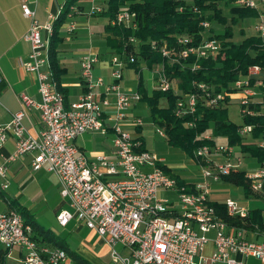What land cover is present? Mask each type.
Here are the masks:
<instances>
[{"label": "built area", "instance_id": "obj_1", "mask_svg": "<svg viewBox=\"0 0 264 264\" xmlns=\"http://www.w3.org/2000/svg\"><path fill=\"white\" fill-rule=\"evenodd\" d=\"M240 6L259 7L264 0H235ZM92 11H101L103 6L93 5ZM68 14L80 7L74 1ZM23 13L31 19L25 33L31 50L22 60L23 67L38 75L41 99H34L28 92L20 94L22 108L13 112L8 122L0 123V141L4 142L10 133L16 136V147L10 159L18 158L27 151H35L33 167L46 166L58 173L61 194L69 207L57 213L59 223L67 225L71 218L86 222L87 226L100 232L111 245L110 253L114 262L121 264H249L243 256L258 257L264 264V241L246 236L245 227H231L219 215L217 206L211 201V184L224 176L241 169L242 156L235 155L236 147L230 143L200 144L195 152L201 162V180L191 184H180L178 176L163 167L164 156L150 149H141V139H137L125 128L129 120V110L134 101L141 100L139 90H127L122 85L123 68L128 60L116 52L111 61L113 80L96 75L93 66L99 60L97 54L85 52L81 56V73L87 89L80 94L78 101L66 104L65 96L51 65L50 38H45L43 29L52 33L53 21L42 24L36 16V8L29 0H22ZM264 15V13H263ZM135 13L129 8L118 11L109 18L110 23L136 25ZM50 18L55 19L50 13ZM209 27L210 21H203ZM77 20L69 22L68 32H74ZM255 27L264 39V18L255 21ZM131 39L135 40L133 36ZM186 40L181 37L180 41ZM221 41L203 33L200 44L184 46L180 56L197 54L208 57L220 52ZM166 55L170 49L163 47ZM127 56V54L125 55ZM130 60H136L133 53ZM175 57L174 59H176ZM198 63L194 64V68ZM264 65L250 64L248 76L238 78L236 86L241 91L242 112L252 113L249 107L254 96L259 94L258 86L264 85ZM0 72V81L3 80ZM252 78L256 82L252 81ZM157 86L168 89L173 85L163 70L156 79ZM203 90L208 88L201 82ZM175 93L180 90L176 87ZM196 92L181 96L176 103L178 115L195 112L198 95ZM114 95V98H111ZM206 104L220 105L225 100V92L207 91ZM256 102V101H255ZM31 106L41 108V118L45 125L34 136L24 123L26 109ZM112 107V110H109ZM131 122L141 124V117H132ZM193 123V122H191ZM254 124L242 123V134H250ZM112 129L116 158L100 153L91 159L79 150L75 138L81 132ZM160 131L165 134L163 128ZM212 138L211 133L205 134ZM264 146V141L259 142ZM215 154H225L219 160ZM149 166V167H147ZM6 165H0V175L6 174ZM251 186L264 193V162L253 170H246ZM7 187L8 183L2 184ZM161 188L176 190L177 197L161 195ZM228 213L248 217L250 209L239 200L226 199ZM214 241V249L206 253V244ZM0 242L8 248L20 246L23 249L21 264H69V253L60 246L35 237L31 222H26L18 208L0 211ZM118 243L125 245L120 251Z\"/></svg>", "mask_w": 264, "mask_h": 264}, {"label": "crops", "instance_id": "obj_2", "mask_svg": "<svg viewBox=\"0 0 264 264\" xmlns=\"http://www.w3.org/2000/svg\"><path fill=\"white\" fill-rule=\"evenodd\" d=\"M108 1L109 0H77L75 2L80 8L75 10V12L73 11L71 15L67 14L70 22L77 20V27L74 32H68L66 28L68 35L64 34L60 44L58 43L56 59L58 61L57 64L62 69L59 87H61L66 103L69 105L78 101L80 94L84 93L87 89L81 73V56L83 53L92 51L97 54L99 60L96 61L93 66L94 73L96 75L104 76L108 81L113 80L111 75V61H113V55L118 51L116 49L117 46L115 47L108 42V37H116L117 33L107 27L110 17L105 13L104 9L107 8ZM29 3L31 7L36 8V16L39 21H41L42 24H45L48 23V20L50 19L53 23L55 22L54 20L60 14L61 9L64 8L66 0H29ZM88 4L91 5V7L88 6ZM95 4L103 6L101 11H92V8L94 7L93 5ZM23 10L22 0H0V72L4 77L3 82L0 83V123H5L11 120L13 112L22 108L23 102H21L20 97L22 92H28V94L37 101L38 99H41L38 75L33 71H28L22 65V60L28 57V54L32 49L30 42L25 35L32 22L31 19L23 13ZM50 13L54 14L55 19L50 18ZM262 17L264 18L263 14L260 18ZM256 20L248 18V21L244 22L245 26L246 23L247 25L252 23V27H255ZM229 23H231V17L229 18ZM254 29L257 31V28ZM43 35H45V38H50L51 45L53 31L50 33L47 29H43ZM141 64L142 72L139 74V77H137L133 71H130L131 68L136 69L133 65H126L123 68L124 74L121 83H124L123 85H125V89L127 90L135 89L140 91L141 88H145L148 94H152L153 90L158 87L156 79L160 72V66L149 68L145 62ZM145 69L152 71L147 75L149 82L145 80ZM262 75L264 76V72ZM258 89L259 94L254 96V99L256 102H262L264 101V85L258 86ZM241 95V91L238 90L234 97L238 96L240 99ZM114 97L115 96L112 95L111 98ZM234 97L230 100L231 102ZM146 107H148V110L150 111V117L153 121L152 124L156 125L157 122L151 115L152 112L150 110L149 102L147 98H145L134 101L129 110V120L125 123V128L129 130L133 136L142 137L140 138L141 142L144 143L146 148L150 149L147 144L148 137L145 132L146 124H135L131 122L132 117L134 116L142 118ZM112 109V107H109V110ZM25 115L24 123L30 129V133L37 136L40 129L45 127L41 118V108L39 106H31L26 109ZM160 128L162 127L160 126ZM161 134L165 137V134ZM165 138V143H161L160 141V143L154 144L156 149L150 150L156 152L159 156H164L165 159L162 162L167 165V168H169L168 172L173 175L175 174L186 183L189 182L193 184L201 180V178L204 177L201 172V162L191 155V160L188 162L191 164H175L174 161L176 160V156L182 157L184 156V153L186 154L188 152L184 149V152H181L180 147L176 146V144L169 143L167 137ZM254 139L256 138L252 133L247 134L245 137V140L248 142L253 141ZM75 140L79 150L83 151L88 158L93 159L96 154L100 153H108L110 157L116 158L114 133L110 128L105 133L96 129L81 132ZM226 142L227 141L225 140L218 143ZM16 144V136L13 133H10L4 142L0 141V165L4 163L7 169L5 175H0V211L10 210V208H12L10 199H17L19 203L23 204L26 209L29 210V213L39 221L40 224L50 229L53 234H56L62 240L63 243L67 244V246L76 250L81 255L87 256L88 259H93L95 264H103L102 257L105 258L111 245H109L105 238L100 235V232L88 227L84 220L81 221L77 218H71V221L67 225H61L59 223L60 221L56 216L58 211L68 208L69 204L63 198V194H61V181L58 173L51 171L46 166H41L40 169L34 168L33 159L35 157V151L29 150L18 158L16 157L8 160V158H11V154L13 153ZM234 147H236V150L233 158L236 159L238 155L242 156L244 162L242 163L241 168H244L245 171L251 170L253 167H258L260 165L261 162L255 155H250V153L244 151L241 146ZM215 157L219 160H224L226 155L215 154ZM248 158L251 159L250 163H248ZM189 166L191 168H189ZM3 182L8 183V186H3ZM215 182L220 184L219 186H223V184H227L228 182L236 184L229 179L226 180L223 178L220 180H214L212 184ZM258 192H246V196L257 197L258 199L260 198L263 200L255 206H251L249 204L250 202L246 203L243 200H239V202L241 205L243 204L248 207L250 212L255 207L260 208L261 213L264 215V193ZM171 193H173V190L161 188V195L166 194L172 196ZM217 193L220 194L218 191H211L210 198L214 203L217 200L220 202H226V199L231 197L229 196L230 194L219 196ZM173 199L175 200V198ZM38 216H45L49 221L57 222V224L49 228L44 224V221H40ZM221 216L223 218V215ZM243 220L246 221V218L244 217ZM228 224L233 228H236L237 226L245 227V234L248 238L264 241V228L257 222L255 224H250L249 226H245V224L235 225L231 222H228ZM57 230L59 231L58 233ZM70 231L79 236L78 243L75 246L71 242H67L66 233H70ZM97 233H99L101 237L103 247L96 249L95 244H89L87 239L89 236ZM260 237L263 239H259ZM51 244L57 245V243L54 242H51ZM214 245V241H210L209 244H206L205 250L207 254H210L213 251ZM22 250L23 249H21L20 246L8 248L5 244L0 242V264H21V258L23 256ZM240 256L241 258H245L248 263L262 264L258 257L256 258L255 256L247 255Z\"/></svg>", "mask_w": 264, "mask_h": 264}, {"label": "trees", "instance_id": "obj_3", "mask_svg": "<svg viewBox=\"0 0 264 264\" xmlns=\"http://www.w3.org/2000/svg\"><path fill=\"white\" fill-rule=\"evenodd\" d=\"M76 0H66L64 8L53 23V36L51 38L50 56L55 78L58 81L62 76V69L57 64L58 43L61 39L59 26L62 20L67 17L71 4ZM264 4V3H263ZM259 7L240 6L235 0H109L105 13L112 18L122 9H130L135 13L136 25H119L117 23L107 24L110 30L117 33L116 37L109 36L108 42L116 49L121 56L127 58L126 65H133L138 71L142 70L145 62L149 68L160 66L161 71L173 80V85L168 89L157 87L152 94H148L145 88H141V98H147L153 119L160 124L165 132V137L171 144L184 149L195 157V152L200 144L218 143L217 138L225 137V140L234 146H241L244 151L255 155L260 162H264V146L259 142L264 141V101H251L249 107H255L252 113L242 112L241 120L235 121L229 115V104L232 97L238 91L235 85L238 78H246L250 64L264 65V39L256 30L248 32L245 25H241L240 32L244 38L234 40L236 26L248 18L260 19L264 13V5ZM231 17V23L229 18ZM210 21L209 27L203 21ZM222 25V28L220 27ZM203 33L208 37L221 41L220 52L217 55L210 54L208 57H201L197 54L180 56L179 52L184 46L201 44ZM131 36L135 40L131 39ZM181 37L186 40L180 41ZM163 47L170 49V54L163 52ZM133 53L136 60H130L128 55ZM127 54V56H125ZM177 57L176 59H174ZM198 66L194 68V64ZM142 72V71H141ZM201 82H206L208 88L203 90ZM253 82H256L252 78ZM0 81V83H2ZM180 89L175 93V87ZM61 88V87H60ZM225 92V100L220 105L206 104L207 91ZM196 92L198 102L196 111L185 115H178L176 112L177 100L187 97L186 94ZM165 100V102H163ZM69 105L68 103H66ZM243 104L241 107L243 109ZM193 122V123H191ZM244 123L254 124L253 141H246L247 135L242 134L240 125ZM211 133L212 138L205 134ZM140 139L142 137H136ZM260 138V139H258ZM147 149L144 143L140 147ZM166 171H169L166 164H162ZM223 179L231 180L238 185L243 184L247 193L254 192L244 168L229 173ZM180 184H188L178 177ZM255 192H258L255 190ZM254 192V193H255ZM259 193V192H258ZM10 204L18 208L24 215L26 222H31L34 235L40 240L57 243L64 247L69 254L80 261V264H95L87 256L81 255L76 250L67 246L52 231L40 224L26 207L17 199L11 198ZM226 202L215 201L218 213L223 218L235 225L249 226L259 223L264 228V219L261 209L255 207L251 214L243 220L240 215L228 213Z\"/></svg>", "mask_w": 264, "mask_h": 264}, {"label": "rangeland", "instance_id": "obj_4", "mask_svg": "<svg viewBox=\"0 0 264 264\" xmlns=\"http://www.w3.org/2000/svg\"><path fill=\"white\" fill-rule=\"evenodd\" d=\"M88 6L91 7V5H89V4H88ZM245 21H248V19H246ZM69 22H70V20L68 19V17H66V18H64L62 20V23L59 26V34L61 35V39L59 40V44H60V42L62 40L63 35L64 34L68 35V32L66 31V27L68 26ZM241 25H245L244 21L240 22L236 26L235 34L233 36V39L235 41L236 40H240L241 41L244 38L243 37L244 34L240 32ZM246 26L249 27L248 30H247L248 32H250L251 30H255L254 28H256L254 26L252 27V23L251 24L249 23L248 25L246 23ZM218 28H222V25L220 24V27H218ZM130 71H133L134 74L137 77H139V74L141 73V71H138V70H136L134 68H131ZM144 71H145V73H144L145 80L147 82H149L147 75H149V73H151L152 71H148L147 69H145ZM123 88H125V85H124ZM238 96L234 97L232 102L229 104V108H230L229 115L235 121L241 120V114L240 113H241L242 107H241L240 99H239ZM163 102H165V100H163ZM152 122L153 121H152V119L150 117V111L148 110V107H146L144 109V114H143V117H142V123L146 124L145 132H146L147 137H148L147 144L150 147V149L154 150V149H156L154 144L160 143V141H161V143H163V142L165 143V139L166 138L163 137L162 134H161L162 132H160V126L161 125L160 124L154 125V124H152ZM217 140L219 142L220 141H225V137H219V138H217ZM180 150H181V152H184L183 149L180 148ZM190 160H191L190 153H186V154L184 153V156H182V157H177L176 156V160L174 162H175V164L181 163V165H187V164H191V163H188ZM250 162H251V159L248 158V163H250ZM255 167H253V169ZM189 168H191V167L189 166ZM253 169H251V170H253ZM219 185L220 184L215 182L214 184H212V187H211L213 192L218 191L220 193V194L217 193L219 196H221V195H225L226 196V195L230 194L229 196L234 197V198H236L238 200H241V201L243 200L246 203L250 202L249 204L251 206H255L260 201H263L260 198L258 199L257 197L254 198V197L246 196V190L247 189L244 187L243 184L236 185V184H233L231 182H228L227 184H223V186H219ZM170 192H172V191H170ZM254 192H255V190H254ZM171 195L172 196H170V195H166V196L172 197V199L176 198L177 197V191L173 190V193H171ZM38 217H39L40 221H42V222L44 221L45 222L44 224H46V226L49 227V228H51V227H53L54 225L57 224V222L49 221L47 217L45 218V216H43V217L38 216ZM58 232L59 231L57 230V233ZM81 236H83V235H81ZM66 238H67V242H69V243L71 242L75 246L78 243L79 236L76 233L70 231V233H66ZM259 239L262 240L263 238L260 237ZM87 242H89V244H93V245L95 244L96 249L103 247V242L101 240V237H100L99 233H97L95 235H92V236H89V238L87 239ZM117 245H118L117 248L120 251L124 252L125 245H122L121 243H118ZM68 260H69V264H80V261L75 259L72 254H69V259ZM91 260L95 263V261L93 259H91ZM102 260H103L102 261L103 264H121V263L114 262V259L112 258L110 250L108 251V254H106L105 258L102 257ZM221 264H223V263H221ZM249 264H254V263L249 262Z\"/></svg>", "mask_w": 264, "mask_h": 264}]
</instances>
